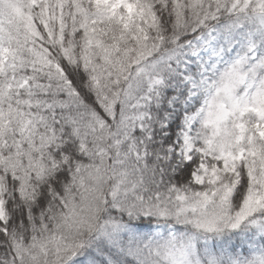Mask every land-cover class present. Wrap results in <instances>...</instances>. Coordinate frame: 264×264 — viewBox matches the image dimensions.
Masks as SVG:
<instances>
[{
  "label": "snow or ice",
  "instance_id": "6c2138e0",
  "mask_svg": "<svg viewBox=\"0 0 264 264\" xmlns=\"http://www.w3.org/2000/svg\"><path fill=\"white\" fill-rule=\"evenodd\" d=\"M0 264H264V0H0Z\"/></svg>",
  "mask_w": 264,
  "mask_h": 264
}]
</instances>
